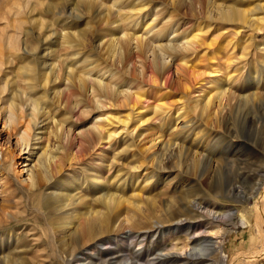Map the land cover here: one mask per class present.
<instances>
[{
  "label": "rangeland",
  "instance_id": "1",
  "mask_svg": "<svg viewBox=\"0 0 264 264\" xmlns=\"http://www.w3.org/2000/svg\"><path fill=\"white\" fill-rule=\"evenodd\" d=\"M25 1L0 0V154L14 163L12 194L0 195V264H219L263 247L264 86H249L264 80V0ZM218 87L231 95L218 101ZM35 103L44 112L20 153ZM75 186L80 200L42 205V191ZM84 199L83 214L102 216L94 229L105 218L111 228L67 255L49 234L63 217L75 224ZM218 226L219 252L164 258L175 245L206 246Z\"/></svg>",
  "mask_w": 264,
  "mask_h": 264
},
{
  "label": "bare ground",
  "instance_id": "2",
  "mask_svg": "<svg viewBox=\"0 0 264 264\" xmlns=\"http://www.w3.org/2000/svg\"><path fill=\"white\" fill-rule=\"evenodd\" d=\"M29 5H30V1H28V0L25 1V7H26L25 9H28L29 8ZM233 18L234 17L231 16L230 14L226 16V19L229 20V21L230 20L232 21ZM148 30H149V32L152 31L150 28ZM151 45H153V44H151ZM144 47H146V46H144ZM159 47H156L157 48V52L158 51L160 52V50H161ZM162 49L164 50V48H162ZM163 50H161V51H163ZM22 53H23V55L28 54V52H27L26 49H23L22 50ZM159 57H160L161 61H164L166 59V57L164 59L160 55H159ZM179 61H180V59H179ZM260 68H261L260 75H262V76H258V77L259 78H262V77H264V60L260 64ZM161 75L162 74H160V76ZM111 77H113V75H111ZM251 86L254 87L256 90H260L262 88V86H264V80L258 79V81L256 83H254L253 85H250L249 87H251ZM100 87H104V86H101L100 85ZM249 87H247V88H249ZM216 90L218 92L215 95V97H216V99H218V101L224 100L227 96H229V94L231 95V93H229V91H231V90H229V91L228 90L227 91H224L223 90L221 92V90H220L219 87ZM164 107H165V105H164ZM32 110H33L32 111V114H31L32 125H31V121H28V122L24 121V128L18 134V137H17V142H18V147H19V152L20 153H22V152H27L28 153V151H29V148H30V145L29 144H30V139H31L30 131H31V128L36 125L35 122H34L35 121L34 120V113H37V112H41L42 113V112H44V110L43 109H40L36 103L33 104ZM96 129H95V131H96ZM187 130H189V129H187ZM56 131H57V135L60 138H62V137L65 138L66 137V134L63 131L62 127H60V125L56 127ZM96 134H98V132ZM94 136H96V135H94ZM110 137H111V135L109 136V138ZM67 138L68 137H66L65 139H67ZM93 138H96V137H93ZM0 155H1V159H2L1 162H0V174L2 176H5L4 182L0 184V195L2 196V198L4 200H6V198H8L6 195H8V194L11 195L12 194V188L14 186L12 184V182L8 179L9 178V171L7 170L6 167L7 166L8 167L9 166L11 167L14 163H13V158H12L10 152L4 150L3 152H1ZM48 155L49 154L47 153L46 150H44L42 152V154H41V157H44V160H45L43 168L45 167L46 164H48L50 162L51 156L49 157ZM26 173H27V179L24 180L26 182V186L30 190H32V189L33 190H37L38 188L41 189L40 184L42 182L39 184L35 180L34 170L32 168H28L26 170ZM144 182H147V180H145ZM260 185H261V183L260 182H257V184L254 187V190H258L259 187H260ZM61 186H64V185L62 184ZM86 187L87 188L89 187L88 184H87ZM80 188H81L80 186H75L71 190H67V189L66 190H62V189H59V188H54V189H48L45 192L42 191L40 193V195L45 196V198H46V201H45L46 203L44 202V203H42V205L43 204H49L50 202L53 203V204L59 205V204H62L64 201L66 202V200H69V199H73L75 201L80 200L81 198H83V197H81L78 194V191H79ZM71 193H73V194H71ZM247 198H248V196H247ZM79 202H80L79 204L82 206V208L80 209L81 213L79 215H77L79 217L76 216V218L74 219L75 224L73 222H69L67 220V218L65 219V217H63V219H64L63 222H60V225L56 226L55 229H52V233L49 234L51 236V241L53 243H55L58 248H60V251L62 253L67 254V255H72V254L80 253L82 251L87 250V248H89L93 243H95V240L98 237L97 235H99L98 233H101L102 234V232L109 231L110 228H111V223L109 221V218L108 219L105 218L101 222V225L102 226L99 229H96L95 230L94 227L92 226V224H93L92 221H93L94 218H97V217H100L101 218L102 216H100V215L98 216V214L94 213L93 211L92 212H88L87 214H85V213L83 214L82 212L85 210L83 208V206H85L88 201L86 199H84L83 201H79ZM185 202H186L185 207H187V208L189 207V205H192V204H190L189 201L188 202L185 201ZM89 206L91 207V205H89ZM187 208H184L183 210H186ZM45 209H47V208H45ZM198 209H201V208L199 207ZM89 211H91V210H89ZM180 211H182V210H180V208H179V210L177 211V214L175 215L176 217H178V215H180ZM73 214H74V212H73ZM217 214H218L217 212L208 211L207 216H208V218H211L213 221L220 222L221 224L225 221V218L226 217H227V219L230 217V213L229 214H225V215L223 213L222 214L219 213V216H216ZM263 217H264V208H261L260 209V212H259V215H258V220H257L258 224L257 225L260 228L259 229V233H258L259 238L262 241L261 243L264 245V221H263ZM56 219H57V217H56ZM71 219H72V217H71ZM56 221H58V220H56ZM52 228H53V226H52ZM208 228L209 229L207 231V236H209L210 238H213L214 240L213 239H209V240L208 239L207 240L205 239L203 242L206 243V246H203L202 248H201V246H198L199 248H197L195 246L191 247L189 245V243L186 244V245H183L181 247H177L175 245L172 249L173 250H176V251L175 252H171V253L167 252L164 255V258L172 257V258H174L176 260L179 259V260H183V261H187L188 262V261H192V260L196 259L197 257H199L200 259L201 258H208L209 255L212 252H214V251H218L219 252L220 251L219 248H220L221 243H220V241H217V238H220L221 237V235H222L221 234L222 228L220 226H218V227H208ZM187 241H189V239ZM196 249H198V252L197 253H195V251H197ZM263 254H264V246L263 247H260V248H257L255 250H252V251H239L236 254H234L230 258L229 261L225 258L223 261H220L218 263L219 264H251V262H253L255 260V258H257V257H259V256H261Z\"/></svg>",
  "mask_w": 264,
  "mask_h": 264
}]
</instances>
